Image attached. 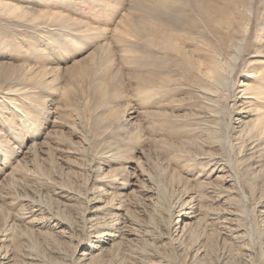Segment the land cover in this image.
<instances>
[{"label": "rangeland", "instance_id": "374dc122", "mask_svg": "<svg viewBox=\"0 0 264 264\" xmlns=\"http://www.w3.org/2000/svg\"><path fill=\"white\" fill-rule=\"evenodd\" d=\"M2 263L264 264V0H0Z\"/></svg>", "mask_w": 264, "mask_h": 264}, {"label": "bare ground", "instance_id": "6f19581e", "mask_svg": "<svg viewBox=\"0 0 264 264\" xmlns=\"http://www.w3.org/2000/svg\"><path fill=\"white\" fill-rule=\"evenodd\" d=\"M209 9H213V10H214L215 7H214V6H211ZM209 13L212 14V11H210ZM213 20H214V24H213V23H210V24H209V27L215 31V34L218 35V37H217V39H218V38H220L222 35L220 36V31H219V30H216V29H215V26L218 25V24H219V25H222V20H223V19L220 18L218 15H211V21H213ZM209 27H208V28H209ZM224 35H225V34H224ZM212 37H213V36H212ZM228 38H229V37H228ZM228 38H227V39H228ZM220 39H221V38H220ZM233 39H234V38H233ZM229 40H230V39H229ZM229 40H225V41H229ZM213 42H214V41H213ZM220 42H221V45H220L219 49H220L221 52H224V51L226 50V49H225V48H226V45H225V44H227V43L222 44V41H220ZM209 45H210V44H209ZM215 45H216V44H215ZM232 45H233V44H232ZM216 46H217V45H216ZM211 49H212V48H211ZM217 49H218V48H217ZM224 49H225V50H224ZM214 50H216V49H214ZM218 51H219V50H218ZM213 54H214V53H213ZM225 56H226V55H225ZM212 60L214 61V59H212ZM245 86H246V85H245ZM255 99H256V98H255ZM209 101H210V100H209ZM257 101H258V100H257ZM207 102H208V101H207ZM212 102H213V101H212ZM209 105H210V104H209ZM23 113H24V112H23ZM25 117H26V116H25ZM26 118H27V117H26ZM30 119H31V118H30ZM256 142H257V141H256ZM253 145H255V144H253ZM97 182H98V181H97ZM90 183H91V182H90ZM108 185H109V184H108ZM111 185H112V184H111ZM116 185H117V184H116ZM113 187H114V186H113ZM115 187H116V186H115ZM110 189H111V188H110ZM114 189H115V188H114ZM122 189H123V188H122ZM101 191H102V190H101ZM102 192H103V191H102ZM109 192H110V191H109ZM111 192H112V191H111ZM105 193H106V192H105ZM115 193H116V192H115ZM125 193H127V192H125ZM106 194H107V193H106ZM118 194H119V193H118ZM121 194H122V193H121ZM102 195H104V194H102ZM116 195H117V194H116ZM127 195H128V193H127ZM242 195H243V197H244L245 199H247V197H245V193H243ZM97 196H98V195H97ZM113 196H115V195H113ZM119 196H120V194H119ZM93 197H94V196H93ZM98 197H99V196H98ZM109 197H110V196H109ZM122 197H125V196L123 195ZM101 198H102V197H101ZM101 198H100V199H101ZM180 198H182V197H180ZM104 199H105V198H104ZM110 199H111V198H110ZM124 199H125V198H124ZM185 199H186V198H185ZM98 200H99V199H98ZM106 200H107V199H106ZM112 200H113V199H111V202H112ZM117 200H118V195H117ZM180 200H181V199H180ZM180 200H179V202H180ZM99 201H101V200H99ZM114 201H115V200H114ZM114 201H113V202H114ZM104 202H106V201H104ZM124 202H125V201H124ZM181 202H182V201H181ZM188 202H190V203L192 204V202H191L190 200H189ZM188 202L186 201V203H188ZM119 203H121V202H119ZM183 203H184V202H183ZM107 204H108V203H107ZM112 204H113V203H112ZM117 204H118V203H117ZM110 205H111V204H110ZM122 205H123V204H122ZM179 205H180V204H179ZM104 206H105V205H104ZM180 206H181V205H180ZM101 207H102V206H100V208H101ZM105 207H106V206H105ZM182 207H183V206H182ZM102 208H103V207H102ZM189 208H190V205H189ZM108 209H109V208H108ZM115 209H116V208H115ZM117 209H118V208H117ZM109 211H110V210H109ZM107 213H108V212H107ZM109 215H110V214H109ZM113 215H114V214H113ZM110 216H111V215H110ZM115 216H116V215H115ZM108 219H110V218H108ZM103 220H104V219H103ZM103 220H102V221H103ZM110 220H113V219H110ZM102 221H101V222H102ZM104 221H105V220H104ZM108 221H109V220H108ZM98 223H99V221H98ZM99 224H100V223H99ZM101 224H102V223H101ZM106 224H107V222H106ZM113 224H114V223H113ZM108 225H109V224H108ZM117 225H119V224H117ZM90 226H91V225H90ZM99 226H100V225H99ZM110 226H111V225H110ZM110 226H109V227H110ZM95 227H96V226H95ZM101 227H102V226H101ZM107 227H108V226H107ZM113 227H115V226H113ZM105 228H106V227H105ZM110 228H111V227H110ZM97 229H99V228H97ZM101 232H102V231H101ZM105 233H106V232H105ZM107 233H108V232H107ZM95 236H96V235H95ZM113 236H114V235H113ZM241 255L243 256V254H241ZM4 256H5V255H4ZM244 256H245V254H244ZM244 256H243V258H245ZM5 257H6V256H5ZM7 257H8V256H7ZM7 257H6V258H7ZM3 259H4V258H3ZM245 259H246V258H245ZM240 260H241V259H240ZM242 260H243V259H242ZM246 260H247V259H246ZM6 263H7V261H6ZM2 264H3V263H2Z\"/></svg>", "mask_w": 264, "mask_h": 264}]
</instances>
